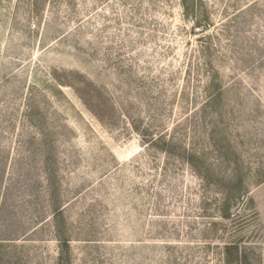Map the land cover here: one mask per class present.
Returning <instances> with one entry per match:
<instances>
[{"label":"rangeland","instance_id":"374dc122","mask_svg":"<svg viewBox=\"0 0 264 264\" xmlns=\"http://www.w3.org/2000/svg\"><path fill=\"white\" fill-rule=\"evenodd\" d=\"M0 242L264 264V0H0Z\"/></svg>","mask_w":264,"mask_h":264},{"label":"trees","instance_id":"16d2710c","mask_svg":"<svg viewBox=\"0 0 264 264\" xmlns=\"http://www.w3.org/2000/svg\"><path fill=\"white\" fill-rule=\"evenodd\" d=\"M66 244H67V241H66ZM0 247H2V242H0Z\"/></svg>","mask_w":264,"mask_h":264}]
</instances>
